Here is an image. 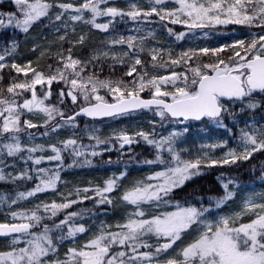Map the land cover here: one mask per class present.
<instances>
[{
    "label": "snow or ice",
    "instance_id": "snow-or-ice-1",
    "mask_svg": "<svg viewBox=\"0 0 264 264\" xmlns=\"http://www.w3.org/2000/svg\"><path fill=\"white\" fill-rule=\"evenodd\" d=\"M5 29L0 264H264V0H9ZM117 148L104 177L62 179ZM220 168L219 192L180 195Z\"/></svg>",
    "mask_w": 264,
    "mask_h": 264
},
{
    "label": "rangeland",
    "instance_id": "rangeland-1",
    "mask_svg": "<svg viewBox=\"0 0 264 264\" xmlns=\"http://www.w3.org/2000/svg\"><path fill=\"white\" fill-rule=\"evenodd\" d=\"M5 1H9V0H5ZM238 31H243V29L240 27V26H236ZM177 30H180L179 27H177ZM96 36V39H101L103 38L100 34H94ZM232 33L230 31H228L227 29H225L223 32H217V33H210L208 37H203L200 35L199 32L196 33L195 37H193L191 39V43L189 41L188 38H185L181 41H177L175 43V46L177 48H180V47H189V46H195L196 44H209L210 46L211 45H214L215 42L219 41V42H224L225 40H230L232 39ZM236 38H239V36L237 35ZM2 39V38H1ZM23 55L26 57V58H33L34 56H37L39 55V53H32L30 51H25L23 50ZM145 119V116L144 114H133V115H125V116H122V117H119V118H116L114 120H109V121H103V122H100V123H96L100 129H101V132H100V135L103 137L105 135H108V133L114 129V128H118L120 126H123V125H128V124H131V123H134V122H137V121H143ZM87 142V141H85ZM139 148H145V146L141 145V146H138L136 148V151L138 152ZM118 151L119 149H113L111 151H106L105 153L102 154V157L103 158V155L104 154H110L112 153L113 156L115 157L114 158V161L116 160L117 158V155H118ZM101 158H98V162L96 165H92V166H88V165H85V166H80V167H76V168H69V169H66L62 172V179H66L67 181H69V185H72V184H75L76 182H81L82 180H84L83 178L85 176H87V178H85L84 181H87L89 179H92V180H95L94 176L91 175V173L89 174H85V173H78L79 171H77L78 169H81L82 167L83 168H90V169H94L92 172H94L96 174L97 171H101V170H104V169H108L110 172L111 171H114L116 170L115 168L113 167H109L107 165H102L100 164L99 160ZM138 158H142V157H138ZM67 162V161H66ZM73 169V170H71ZM73 171L75 172L73 175H65V172L66 171ZM230 169L228 168H220V169H216V171H229ZM147 169L143 166H140V165H135L133 164L132 166H130L129 168V179L133 178V177H137L139 175H141L142 173L146 172ZM213 171V170H212ZM231 171H235V169H231ZM216 179V178H215ZM1 184H4L3 182H0ZM256 184H261L259 183L258 181L256 182ZM66 187V185H61V190H64ZM257 189L259 188H262L261 186L257 185L256 186ZM54 194L51 192V191H48L46 193H44L43 195L40 196L41 199H45V198H48V197H52ZM117 215H119V213H117ZM101 219H105V217H101ZM106 219H114V217H107ZM83 238V237H81ZM0 242H2V240L0 239Z\"/></svg>",
    "mask_w": 264,
    "mask_h": 264
},
{
    "label": "trees",
    "instance_id": "trees-1",
    "mask_svg": "<svg viewBox=\"0 0 264 264\" xmlns=\"http://www.w3.org/2000/svg\"><path fill=\"white\" fill-rule=\"evenodd\" d=\"M9 4V1H5V0H2V3H0V8H6L7 5ZM11 35V32L7 29L5 30H0V39L2 38H5V37H8ZM103 39V38H101ZM101 39H96L97 41L101 40ZM94 46V45H92ZM30 59V58H29ZM41 63H44V60L41 61ZM125 69L124 68H118L117 69V72H116V75H120L122 72H124ZM118 117H115V118H111L109 120H114ZM103 121H106L105 120H100V121H95V123H100V122H103ZM85 123H92V121H88V120H84V119H80V124L83 126ZM138 152H143L145 155L148 154V149L145 147V148H139ZM108 156H111L114 160V156L112 153L110 154H104L103 155V160H106L108 158ZM264 159V155H257L255 160L252 161L253 163H256L260 160ZM73 170V169H71ZM94 169H90V168H81V169H78L77 171V174L78 173H85V174H89L91 173L92 176H94L95 180L96 179H99V178H102L104 177L105 175H107L110 171L108 169H104V170H101V171H97L96 174L94 172H92ZM248 170H249V165L248 164H244L243 165V179L244 180H248L249 179V175H248ZM75 172L73 171H66L65 172V175H73ZM216 175H217V171L216 170H209V172L206 174V175H203L201 176L200 178L198 179H194L191 183L187 184L186 187L182 188L181 192H180V195L183 196L185 193H190V194H193V195H196V196H200V195H207L209 190H211L212 192H219V185L216 181ZM257 176L259 175V173L256 174ZM85 178H87V176H85L83 179L85 180ZM84 180H82L81 182H84ZM261 186L262 188H264V184H256L255 186ZM10 185H6V184H1L0 183V190H4V189H7L9 188ZM193 189H197V191L193 192Z\"/></svg>",
    "mask_w": 264,
    "mask_h": 264
},
{
    "label": "water",
    "instance_id": "water-1",
    "mask_svg": "<svg viewBox=\"0 0 264 264\" xmlns=\"http://www.w3.org/2000/svg\"><path fill=\"white\" fill-rule=\"evenodd\" d=\"M86 118V117H85ZM104 118H107V117H104ZM89 119H91V118H89ZM97 119H103V118H97Z\"/></svg>",
    "mask_w": 264,
    "mask_h": 264
}]
</instances>
